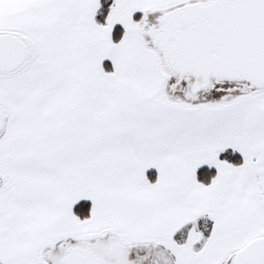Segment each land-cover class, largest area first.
Here are the masks:
<instances>
[{
    "label": "snow or ice",
    "instance_id": "6c2138e0",
    "mask_svg": "<svg viewBox=\"0 0 264 264\" xmlns=\"http://www.w3.org/2000/svg\"><path fill=\"white\" fill-rule=\"evenodd\" d=\"M0 264H264V0H0Z\"/></svg>",
    "mask_w": 264,
    "mask_h": 264
}]
</instances>
